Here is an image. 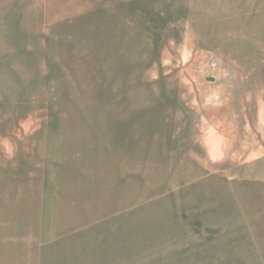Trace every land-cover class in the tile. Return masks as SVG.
Returning <instances> with one entry per match:
<instances>
[{"label": "rangeland", "instance_id": "374dc122", "mask_svg": "<svg viewBox=\"0 0 264 264\" xmlns=\"http://www.w3.org/2000/svg\"><path fill=\"white\" fill-rule=\"evenodd\" d=\"M0 264H264V0H0Z\"/></svg>", "mask_w": 264, "mask_h": 264}]
</instances>
